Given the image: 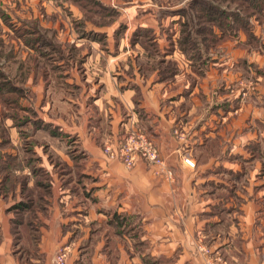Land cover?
<instances>
[{
    "label": "rangeland",
    "instance_id": "obj_1",
    "mask_svg": "<svg viewBox=\"0 0 264 264\" xmlns=\"http://www.w3.org/2000/svg\"><path fill=\"white\" fill-rule=\"evenodd\" d=\"M99 1L109 9L91 0H0V86L8 89L0 91V217L8 216L7 222L0 219V252L12 263L53 264L66 244V264L90 262L92 252L73 254L78 230L55 250L52 238L43 239L52 227L57 190L73 200L87 190L94 197L83 186L92 182L83 134L97 136L106 157L119 161L107 146L118 150L136 134L153 141L136 124L114 137L109 108L122 106V122L130 111L127 96H115L121 81L135 87L149 72L160 78L194 72L203 83L206 72H228L226 82L208 86L202 111L227 105L234 113L243 103L259 105L264 114V0ZM259 129L263 132L264 123ZM246 149L259 153L264 167V139ZM261 180L264 184V169ZM88 202L81 205L87 215L95 207ZM101 229L88 221L92 239ZM209 250L221 263L231 261L232 254Z\"/></svg>",
    "mask_w": 264,
    "mask_h": 264
},
{
    "label": "crops",
    "instance_id": "obj_2",
    "mask_svg": "<svg viewBox=\"0 0 264 264\" xmlns=\"http://www.w3.org/2000/svg\"><path fill=\"white\" fill-rule=\"evenodd\" d=\"M149 74L135 87L123 81L116 84L115 96L129 99H125L130 109L126 122L119 113L121 105L108 112L115 121L111 123L114 137L123 127L143 128L164 166L138 157L127 168L118 159L106 157L97 136L91 139L83 134L92 165V182L83 186H89L94 197L88 198L87 190L73 200L66 190H57L50 210H54L52 227L43 240L52 238L55 250L75 238L78 230L73 254L92 252L86 264H149L146 258L155 259L156 264H206L207 256L198 246L232 254L229 264H264V167L259 153L246 149L249 143L255 148L264 139V130L259 129L264 123L261 107L241 103L234 113L227 105L224 110L202 111V97L210 94L208 86L216 80L226 82L228 72H206L203 83L194 78V72H176L166 78L157 72ZM248 125H253L251 132L246 130ZM58 196L65 212L58 210ZM85 199L95 205L88 215L81 208ZM114 212L125 217L122 232L117 219L112 221ZM7 217L0 219L7 222ZM89 220L104 230L96 240L87 231ZM11 261L0 252V264H19Z\"/></svg>",
    "mask_w": 264,
    "mask_h": 264
},
{
    "label": "built area",
    "instance_id": "obj_3",
    "mask_svg": "<svg viewBox=\"0 0 264 264\" xmlns=\"http://www.w3.org/2000/svg\"><path fill=\"white\" fill-rule=\"evenodd\" d=\"M107 152L111 158H119L127 168H132L138 157H141L154 165H158L161 168L164 166V160L160 157L156 145L153 141L145 137L144 134L130 136L124 141L118 150L113 149L111 146H107ZM185 162L194 166V162L189 158H186ZM167 174H170V171H167ZM198 249L207 256L206 264H223L218 258L210 257V250L208 248L198 246ZM69 252V245L60 247L56 252L53 264H66Z\"/></svg>",
    "mask_w": 264,
    "mask_h": 264
},
{
    "label": "trees",
    "instance_id": "obj_4",
    "mask_svg": "<svg viewBox=\"0 0 264 264\" xmlns=\"http://www.w3.org/2000/svg\"><path fill=\"white\" fill-rule=\"evenodd\" d=\"M91 1L93 3H95L96 5H98V7L100 5L102 8L109 9L108 6L103 5L99 0H91ZM36 39H39V38H36ZM174 73L175 72H166V75H164L162 78H164L167 75H173ZM4 88H5V86H4ZM0 91H2L3 94H4L5 92H8V89L7 90H4L0 86ZM11 118H14V115ZM21 122H23V121H21ZM21 122H18V124L21 123ZM18 124H15V125H18ZM116 219H117V226L119 227V229L121 230V232L124 231L123 227L125 226V217L122 218V214H119L117 212H114L112 214V221L113 220H116ZM146 260L149 262V264H156V260L155 259L146 258Z\"/></svg>",
    "mask_w": 264,
    "mask_h": 264
}]
</instances>
